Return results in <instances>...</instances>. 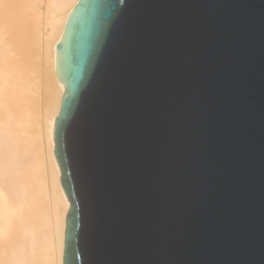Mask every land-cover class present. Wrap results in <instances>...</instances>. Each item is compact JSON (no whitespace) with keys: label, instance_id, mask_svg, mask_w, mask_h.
Returning <instances> with one entry per match:
<instances>
[{"label":"water","instance_id":"95a60500","mask_svg":"<svg viewBox=\"0 0 264 264\" xmlns=\"http://www.w3.org/2000/svg\"><path fill=\"white\" fill-rule=\"evenodd\" d=\"M55 49L62 264H264V0H80Z\"/></svg>","mask_w":264,"mask_h":264},{"label":"bare ground","instance_id":"6f19581e","mask_svg":"<svg viewBox=\"0 0 264 264\" xmlns=\"http://www.w3.org/2000/svg\"><path fill=\"white\" fill-rule=\"evenodd\" d=\"M80 0H0V264H62L70 203L53 154L55 61Z\"/></svg>","mask_w":264,"mask_h":264}]
</instances>
